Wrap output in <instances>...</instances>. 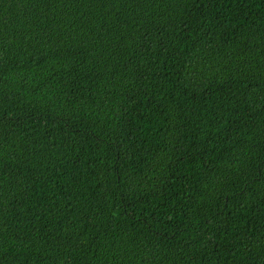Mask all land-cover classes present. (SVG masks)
Wrapping results in <instances>:
<instances>
[{"label": "trees", "instance_id": "trees-1", "mask_svg": "<svg viewBox=\"0 0 264 264\" xmlns=\"http://www.w3.org/2000/svg\"><path fill=\"white\" fill-rule=\"evenodd\" d=\"M0 264H264V0H0Z\"/></svg>", "mask_w": 264, "mask_h": 264}]
</instances>
